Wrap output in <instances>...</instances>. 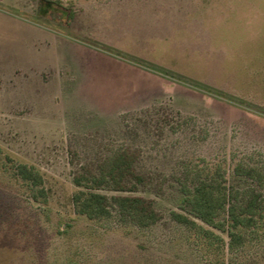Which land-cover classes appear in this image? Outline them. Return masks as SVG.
Here are the masks:
<instances>
[{
    "label": "rangeland",
    "instance_id": "1",
    "mask_svg": "<svg viewBox=\"0 0 264 264\" xmlns=\"http://www.w3.org/2000/svg\"><path fill=\"white\" fill-rule=\"evenodd\" d=\"M122 148L144 176L130 194L160 214L147 227L71 201L73 176ZM191 167L264 205V0H0V264H264L263 228L231 246L170 217Z\"/></svg>",
    "mask_w": 264,
    "mask_h": 264
},
{
    "label": "trees",
    "instance_id": "2",
    "mask_svg": "<svg viewBox=\"0 0 264 264\" xmlns=\"http://www.w3.org/2000/svg\"><path fill=\"white\" fill-rule=\"evenodd\" d=\"M134 153L122 148L108 155L97 168L78 172L73 176L77 189L71 201L76 213L91 220L107 218L111 206L141 227H147L160 219V214L150 198L130 194L137 191V184L144 176L135 167ZM17 176L34 191V198L45 195L43 177L39 169L27 163L16 164ZM180 184V205L170 211V217L188 228L200 229L218 237L211 229L204 228L200 220L208 226L224 231L230 238V245L241 242L242 233L257 228L264 229V205L260 191L254 185L232 187L226 184V177L219 170L201 171L186 168ZM237 174L255 179L252 169L237 168ZM103 184L117 192L111 196L100 190ZM224 213L225 217H220ZM220 238V237H219Z\"/></svg>",
    "mask_w": 264,
    "mask_h": 264
}]
</instances>
